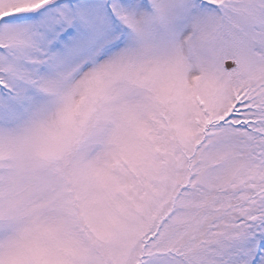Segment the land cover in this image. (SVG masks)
Returning a JSON list of instances; mask_svg holds the SVG:
<instances>
[{
    "label": "snow or ice",
    "instance_id": "obj_1",
    "mask_svg": "<svg viewBox=\"0 0 264 264\" xmlns=\"http://www.w3.org/2000/svg\"><path fill=\"white\" fill-rule=\"evenodd\" d=\"M0 264H264V0H0Z\"/></svg>",
    "mask_w": 264,
    "mask_h": 264
}]
</instances>
